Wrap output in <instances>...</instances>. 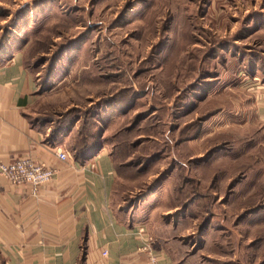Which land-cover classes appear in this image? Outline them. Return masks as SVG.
Segmentation results:
<instances>
[{"label":"rangeland","instance_id":"1","mask_svg":"<svg viewBox=\"0 0 264 264\" xmlns=\"http://www.w3.org/2000/svg\"><path fill=\"white\" fill-rule=\"evenodd\" d=\"M208 2L0 0V56L48 140L106 146L113 208L170 264H264V0Z\"/></svg>","mask_w":264,"mask_h":264},{"label":"crops","instance_id":"2","mask_svg":"<svg viewBox=\"0 0 264 264\" xmlns=\"http://www.w3.org/2000/svg\"><path fill=\"white\" fill-rule=\"evenodd\" d=\"M215 1L209 0L207 9L212 11ZM3 58L0 158L30 156L54 168L55 174L36 192L30 184L11 183L0 175V264H142L145 254L139 231L149 239L147 221L130 205L113 208L117 168L111 153L104 145L90 157L77 159L65 133L48 140L26 113L36 93L34 78L20 53ZM259 81L252 90L257 115L264 120V81ZM57 147L69 152V158H58ZM153 248L160 264L171 263L167 253Z\"/></svg>","mask_w":264,"mask_h":264},{"label":"built area","instance_id":"3","mask_svg":"<svg viewBox=\"0 0 264 264\" xmlns=\"http://www.w3.org/2000/svg\"><path fill=\"white\" fill-rule=\"evenodd\" d=\"M55 153L61 160H66L70 156V153L62 147H57ZM54 174V168L45 165L43 162H36L30 156H20L10 161H3L0 158V175L11 183L30 184L33 192H36L40 186L51 180ZM139 234L143 239L140 249L145 254L142 264H160V256L154 250L149 239L144 237L145 234L142 230L139 231Z\"/></svg>","mask_w":264,"mask_h":264},{"label":"trees","instance_id":"4","mask_svg":"<svg viewBox=\"0 0 264 264\" xmlns=\"http://www.w3.org/2000/svg\"><path fill=\"white\" fill-rule=\"evenodd\" d=\"M206 0H204L205 2ZM61 130V129H59ZM59 130L57 131H53L54 132V136L53 138H55L60 132ZM87 137V136H85ZM52 138V139H53ZM89 136L87 138H85L86 140L82 141L81 143H77L76 145H72L69 150L70 152L72 153V156L74 158H87V157H90L92 154H94L98 149H100V147H102L103 145L102 144H98L96 142V140H99L97 139V137H93L94 139L92 141H87V140H91V139H88Z\"/></svg>","mask_w":264,"mask_h":264}]
</instances>
